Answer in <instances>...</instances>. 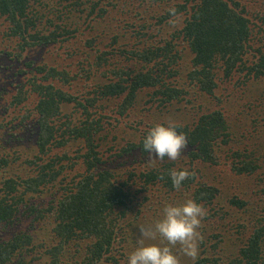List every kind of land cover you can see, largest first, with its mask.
I'll return each mask as SVG.
<instances>
[{
	"label": "trees",
	"instance_id": "obj_1",
	"mask_svg": "<svg viewBox=\"0 0 264 264\" xmlns=\"http://www.w3.org/2000/svg\"><path fill=\"white\" fill-rule=\"evenodd\" d=\"M244 1L0 0V45L18 48L17 54L1 51L17 66L13 65L8 80H0L13 87L12 91L2 89L11 96L6 110L13 109L8 113L12 120L3 119L0 126L3 129L17 121L12 129L23 133L10 135L7 142L0 140V264H29L25 256H32L30 264H128V243L142 237L140 226H154L158 210L189 199L203 205L207 215L198 229L203 236L198 257L193 260L173 252L180 264H264V228L249 235L248 223L231 222L237 252L230 257L225 254V234L219 231L220 223L232 217L230 212L246 213L250 200L233 196L228 201L231 210L219 216L215 206L222 196L221 187L198 177V170L192 168L195 175L176 189L169 174L172 169L182 170L176 160L165 157L164 162L148 163L152 156L144 151V139L152 127L167 126L172 118L165 121L147 114L133 121L136 124L130 127L137 129L140 138L128 140L115 155V160L132 158L133 165L123 173L111 168L102 152L103 134L116 138L114 132L123 118L131 117L144 92L150 96L148 104L188 106L193 102L186 90L188 83L200 93L195 100L210 97L197 105V116L191 122L175 123L177 132L188 140L181 155L186 153L189 166L225 164L236 176H256L263 167L260 159L235 151L240 144H231L233 134L218 95L222 92H215L221 71L225 79L244 76V81L235 84L241 98L264 79V42L258 41L254 48L256 32L264 33V16L263 23H255L247 6L264 5V0ZM124 5H147L153 23L140 28L127 23L124 30H131L130 34L113 35L109 52L99 47L101 41L97 43L101 35L84 38L88 30L102 28L105 34L106 25L108 30L119 29L127 20L125 11L124 15L117 12ZM73 14L84 18L88 27L75 25ZM95 20L99 27L92 24ZM121 37L134 43L121 45ZM80 41H85L88 57L78 62L77 69L66 71L46 63L36 67L31 60L25 64L31 70L30 78L18 80L27 76L22 63L25 53L57 45H75L76 52ZM184 50L192 66L186 81ZM92 52L96 60L87 64ZM109 54V59L118 58L112 64L106 57ZM229 97L224 95L226 100ZM105 100L116 102L113 111ZM27 102L35 105L30 108ZM21 110L26 113L21 115ZM151 111L152 107L147 110ZM230 144L232 159L223 158L227 153L223 148ZM75 147L72 156L70 149ZM139 157L141 168L135 165ZM26 220L30 225L24 229Z\"/></svg>",
	"mask_w": 264,
	"mask_h": 264
},
{
	"label": "rangeland",
	"instance_id": "obj_2",
	"mask_svg": "<svg viewBox=\"0 0 264 264\" xmlns=\"http://www.w3.org/2000/svg\"><path fill=\"white\" fill-rule=\"evenodd\" d=\"M244 1V0H243ZM244 3H248L244 1ZM264 3V2H263ZM250 9V18L254 20L255 23H263L261 18L264 16V5H247ZM122 8L124 10L119 9L117 12L119 14H123L125 11V18L127 19L125 23H122L121 26H119V29H111L108 30L107 25H106V32L105 34L102 33V28L101 30H98V32H92L90 30L86 31V34H84V38L86 39L85 35H87L88 38L97 36L101 37L97 39V43L100 42L101 44L99 47L104 48V51H110L111 48L110 45L111 39L113 35L117 33H124L126 32L124 30V25L127 23H130V25L134 26L135 28H140L141 26H144L146 24H152L153 21H151V15L148 14L149 11H151V8L147 7V5H124ZM148 11V12H147ZM146 12V13H145ZM74 15V14H73ZM113 14H109L108 16H111ZM79 15L75 14L74 15V22L75 25L80 23V26L86 28L88 27V22L87 24L85 23V20L78 18ZM92 24L96 27L98 26V22L95 20L92 22ZM166 26H169V24H166ZM81 27V28H82ZM82 28V29H84ZM127 29L129 27H126ZM262 30V29H261ZM264 32V30H262ZM131 30L128 33L130 34ZM99 36H98V35ZM124 37V36H123ZM170 38V37H169ZM123 40L122 37L120 38L121 40V45L127 44L128 40ZM254 48H258L257 46L260 44L258 41L264 42V33H259L256 32L254 36ZM134 42H130L128 44H133ZM85 41L78 42L77 48L80 49V51H74L73 49L76 48L74 45L73 47L69 46H64L60 47V45L54 46L51 49L43 50L41 51L40 49L34 53L33 52H27L23 55V66L28 61L34 60L36 61V67L41 66L43 63H46L49 66L57 65L58 68L61 70L64 69L66 71L73 70L74 68L77 69V65H79L78 62L85 61L88 57V49L85 47ZM16 45H11L9 43H6L4 45H0V54L1 51H4L5 53H16L17 54V49L15 48ZM184 48V46L182 47ZM183 59L186 62L188 55L186 54L185 50L183 51ZM5 53L1 56L0 58V80L4 81V79L13 72L12 70L14 69V62L10 60V58L5 55ZM19 53V52H18ZM93 53V52H92ZM107 54V52H106ZM16 56H12L13 60L16 59ZM95 53H93V56L91 59L87 60V64L89 62H93L96 59ZM108 59L109 64H112L111 62L116 61L118 59L117 57H112L110 58V54L106 56ZM183 62L184 65V70H183V77L184 81H186V74L191 70V65L189 63ZM20 63V64H22ZM185 63V64H184ZM11 65V68L9 69L8 66ZM16 65V64H15ZM17 66V65H16ZM16 69V68H15ZM24 71H27V76H22V78H18V80H25L30 78V69L29 67H24ZM223 71H221V75H219L218 78V87L215 90V92H222L219 93V97H222L223 102L221 104V108L227 113V123L230 126V132L233 134V137H231L232 141L231 144H236L238 142L240 144L239 147L236 148L235 151H240V152H248L249 154L255 155L257 158H259V163L263 166L260 168L252 178L247 179L246 177L242 176H236L232 171H228L226 168L231 169V166L229 165H221L220 167H210L209 164H198L195 165L194 167L189 166L188 164V158L186 156V153H183L180 155V157L176 160L182 167V170H187L190 173H193L194 170L192 168H195L197 171V176L198 177H203V180L209 181L210 184L221 187L222 188V196L221 198L217 199L218 206L216 211L218 212L219 216L223 215L224 211H230L228 207V201L235 195L240 196V197H246V199L251 201V205L249 204L248 211L245 213H233L232 217L229 218L226 222L222 221L219 225V231L224 232L225 234V240H226V249H225V254L227 257H230L228 255H234L237 252V247H234V244L237 241V236L234 231V229L231 228V222L237 223L238 221L240 222H245L248 223V232L249 235H251L255 230L257 229H262L264 228V79L257 81L255 84H253V88L251 90L250 86L248 88L247 94L244 97L239 96V92H237L238 88L235 87L236 82L238 81H244L245 78L243 75H233L232 78L230 79H225L223 78L222 75ZM41 77V76H39ZM26 78V79H25ZM0 81V123L4 122L3 119L8 122L11 121L12 118L8 116V113L11 112L13 108L10 110H6L8 102L10 103L11 96L9 93L4 92L2 89L7 88V91H12L13 87H10V84L3 83ZM186 84V82H183ZM229 89V91H227ZM186 90L191 93L189 96V99L193 100L192 103L188 104L186 106L185 104H172L169 105L168 107H158V104H148V101H150V96L147 95V93H143L139 99V103L137 107L132 111L131 117L122 119L123 122L119 124V127L117 129V132H114V135H116V138H113L112 134L107 135V133L103 134L104 136V145L102 148V152L105 155V160L107 161V164L110 165L111 168L116 169V172L118 173H123L124 170L128 167H131L133 165L132 163V158H129L127 156H122L118 160H115V155L119 152V150H122L123 147L127 145L128 140H137L139 139V133H137L136 128H131L130 125L135 126V122L133 121H141V117L144 119L146 118L147 114H152L153 117H158L162 120H167L169 118H172L169 122L173 123H181L184 121L185 123L191 122L193 119H195L197 116L196 112L198 110L199 104L201 105V101H208L210 99L209 96L203 95V97L200 100H195V96L200 95V93L193 87L190 88L188 86V83L186 85ZM231 94V97L227 98V100L224 98V95ZM233 96V97H232ZM199 97V96H198ZM29 104V102H27ZM26 103V104H27ZM105 103L107 107L109 106V109L115 107L116 102L105 100ZM186 103V102H185ZM33 105L35 104H29V107L32 108ZM195 105L197 108H195ZM198 105V106H197ZM152 107L151 113H148L147 110ZM158 107V110H157ZM113 111V110H111ZM18 112V111H17ZM26 112L21 110V115H24ZM16 114V112H15ZM195 115V116H194ZM6 117V118H5ZM187 118L185 120L184 118ZM18 123L17 121H14L10 126L8 127H2L1 129L0 126V140H3V142H7L6 140L9 139V136L12 134L17 135H22V131L14 130L12 129L13 124ZM147 126V124H145ZM230 146L223 148V152H227L226 154L223 153V158L226 157L228 159H232L233 155L232 154L234 150L229 151ZM9 146L13 147V144H9ZM111 146H114L113 150L109 151V148ZM116 147V148H115ZM245 148H248L249 150H246ZM75 148L70 149V153L72 156L76 155ZM221 155V154H219ZM142 160V157L137 158L136 164L139 168H141V163L140 161ZM164 162L166 161L165 159L159 160L158 158L151 157L148 160V163L151 165L157 163V162ZM123 163V164H122ZM250 182L249 185H247V182ZM246 182V183H245ZM252 196V199L250 198ZM222 208V209H221ZM160 215H154L156 222L160 219L163 218V212H160L158 210ZM153 217V218H154ZM219 218V217H218ZM220 219V218H219ZM143 221V220H142ZM141 221V222H142ZM150 223H153L152 219L149 220ZM140 222V223H141ZM30 225V220L25 221V227L26 229ZM142 227V226H140ZM223 227V228H222ZM150 228V227H149ZM140 230V229H139ZM36 232V230L32 231ZM38 233L37 235H39ZM142 239L140 237L139 239L136 237H133V239L130 240L129 244V249H130V254L135 251V248L139 245V241ZM144 239H149L148 244L145 245H151V244H157L161 247L163 246H169L167 245V242L163 240L162 237L157 236L155 240H152L150 238H144ZM162 239V240H161ZM232 240V242H230ZM264 246V245H263ZM75 251V249H74ZM73 251V253H74ZM172 251L175 253H181L180 248L178 249L177 246L172 248ZM72 253V254H73ZM26 263L30 264V261L32 259V256H25ZM191 259V258H190ZM182 262H185V259H183ZM36 263V262H33ZM37 264V263H36ZM41 264V263H39ZM224 264V263H222Z\"/></svg>",
	"mask_w": 264,
	"mask_h": 264
},
{
	"label": "clouds",
	"instance_id": "obj_3",
	"mask_svg": "<svg viewBox=\"0 0 264 264\" xmlns=\"http://www.w3.org/2000/svg\"><path fill=\"white\" fill-rule=\"evenodd\" d=\"M178 125L169 122L167 126L157 124L152 127L143 141L144 151L151 156L163 160H177L182 151L187 147L188 140L184 133L177 132ZM173 187L180 189L182 183L194 176L187 170H170ZM207 215L203 205L194 200H187L181 205H167L163 209V218L150 228L141 227L142 239L139 247L128 257V264H180V260L172 251L179 245L180 251L193 260L199 255V243L203 236L198 231L202 219ZM162 237L169 246L157 244L145 245L144 238L155 240Z\"/></svg>",
	"mask_w": 264,
	"mask_h": 264
}]
</instances>
